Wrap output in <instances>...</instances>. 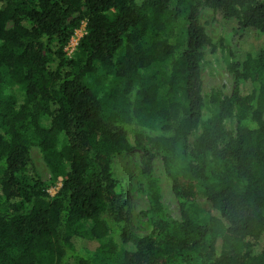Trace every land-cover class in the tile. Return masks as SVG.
Masks as SVG:
<instances>
[{
    "label": "trees",
    "instance_id": "trees-1",
    "mask_svg": "<svg viewBox=\"0 0 264 264\" xmlns=\"http://www.w3.org/2000/svg\"><path fill=\"white\" fill-rule=\"evenodd\" d=\"M199 2L0 0V264H264V0H202L223 28L233 81L205 121L200 63L216 48ZM33 144L59 183L54 194L35 171ZM148 147L179 220L146 168L152 228L138 237L120 227L127 201L111 159Z\"/></svg>",
    "mask_w": 264,
    "mask_h": 264
},
{
    "label": "rangeland",
    "instance_id": "rangeland-1",
    "mask_svg": "<svg viewBox=\"0 0 264 264\" xmlns=\"http://www.w3.org/2000/svg\"><path fill=\"white\" fill-rule=\"evenodd\" d=\"M199 22L204 29L206 35L214 44L216 51L214 55L204 59L200 63L201 67V91L203 98V108L201 110L200 121H205L217 114L220 102L223 98L228 97L233 88L232 75L229 71V58L226 51L219 46V39L223 35V28L216 21L214 13L211 9L203 6L202 0L198 4ZM187 23L182 22L181 34L183 35ZM10 24L8 25V27ZM84 26L77 30L71 38L68 46L65 48L68 57H72L79 38L83 35ZM157 66L149 68L144 74L157 69ZM109 81H105L104 85H108ZM11 93L15 95L17 102L20 103L23 97L22 92L17 86L11 87ZM51 120L49 117L40 119V125L44 128L51 127ZM235 120L230 117L224 121V129L233 137L235 134ZM198 129L192 131L187 137V148L192 150ZM63 144L62 136H59L58 145ZM147 153L151 154V159L146 157ZM30 158L35 168L36 173L47 187L50 194H54L59 187L58 181H55L47 166L45 165L42 154L39 148L33 144L30 147ZM112 170L115 177L119 180L125 193L126 219L120 223V227L124 228L128 233H133L138 237H144L151 231V223L146 216L149 208V191L143 178H140L141 171L148 168L151 171V176L157 181V188L159 191V199L162 208L169 217V219L179 220L178 202L171 190V181L167 178L161 158L153 148L148 147L146 150L138 149L129 154L115 155L111 159ZM140 178L138 189L137 179ZM137 186V187H136ZM199 218L203 217L199 213ZM90 227L89 223L83 225L84 230ZM95 244H90L86 249L91 250ZM79 255L89 256L90 252L87 250L79 251ZM69 264H76V260L70 259Z\"/></svg>",
    "mask_w": 264,
    "mask_h": 264
}]
</instances>
